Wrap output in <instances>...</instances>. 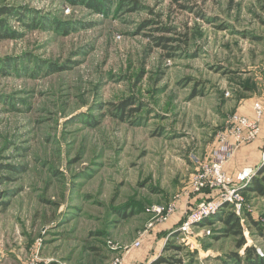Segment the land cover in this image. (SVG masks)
Returning <instances> with one entry per match:
<instances>
[{
	"label": "rangeland",
	"instance_id": "obj_1",
	"mask_svg": "<svg viewBox=\"0 0 264 264\" xmlns=\"http://www.w3.org/2000/svg\"><path fill=\"white\" fill-rule=\"evenodd\" d=\"M254 99L264 109V0H0V264L141 249L137 264H253L247 247L264 264V195L249 184L241 234L223 210L179 229L217 188L165 233L148 226L201 163L225 168L252 142L225 152L223 136Z\"/></svg>",
	"mask_w": 264,
	"mask_h": 264
},
{
	"label": "built area",
	"instance_id": "obj_2",
	"mask_svg": "<svg viewBox=\"0 0 264 264\" xmlns=\"http://www.w3.org/2000/svg\"><path fill=\"white\" fill-rule=\"evenodd\" d=\"M264 115L263 106H255V117L250 118L246 115L234 113L230 117L227 132L223 136L224 149L227 152L234 145H241L253 141L260 132V120ZM228 137H232L234 141L230 143ZM224 153V150H220ZM262 161H264V154ZM255 169L246 167L235 177H232L224 168V158L217 155L212 160L201 163L198 172L194 175L191 188L187 192L188 195H195L204 189H219L217 197L213 200H203L195 209L188 212L185 221L181 223L179 229L187 231L193 224H198L211 218L220 212L225 205L236 212L237 215L243 214L244 197L242 189L249 184ZM152 211L155 213L156 223L167 221L170 216L176 211V204L169 203L168 205H156ZM155 222H151L148 226L154 227ZM138 245L140 242L138 241ZM38 264V263H36ZM108 264H123L120 258L114 259Z\"/></svg>",
	"mask_w": 264,
	"mask_h": 264
},
{
	"label": "crops",
	"instance_id": "obj_3",
	"mask_svg": "<svg viewBox=\"0 0 264 264\" xmlns=\"http://www.w3.org/2000/svg\"><path fill=\"white\" fill-rule=\"evenodd\" d=\"M254 101L255 99L250 101L248 100V102L245 105L240 106L237 111L250 118H254L255 117ZM263 145H264V115L260 120V133L257 136V138L254 139L252 142L243 145L236 150V153L233 155V157L225 164L226 171L232 175H236L238 174L239 171L243 170L246 167L255 169L256 167L254 165H258L260 161V151ZM200 196L203 197V193L202 194L199 193L195 196L193 194L191 196L185 195V199L183 201L178 202L176 211L170 216V218L165 222L156 224L154 228L156 232L165 233L167 229L169 230V228H173L174 226H176V224L180 222L181 216L184 212L185 203L187 201L189 203H195L196 199L199 198ZM146 254L147 252L144 251V249H141L136 253L134 257L126 256L125 259H123V264L140 263L143 261V259H145Z\"/></svg>",
	"mask_w": 264,
	"mask_h": 264
},
{
	"label": "trees",
	"instance_id": "obj_4",
	"mask_svg": "<svg viewBox=\"0 0 264 264\" xmlns=\"http://www.w3.org/2000/svg\"><path fill=\"white\" fill-rule=\"evenodd\" d=\"M264 166L261 167L257 174L254 175L251 180H250V183H249V190L251 191H255V192H258L259 194L261 195H264ZM262 175V176H261ZM223 210V214L221 215L222 219L226 222L227 224V228L229 231H234L236 233H239L241 234L242 233V223H241V217L242 216H239L236 214L235 211H233L230 206L228 205H225L224 208L222 209ZM222 212V211H221ZM246 242H245V239L242 238L240 241H239V246H242L244 245ZM251 249V251H253V255L256 257L255 260H253V264H261V262H259L260 260V257L259 255L256 254L255 252V249L254 248H246L247 251H249ZM160 261H163V257H160L159 261H154L152 262L151 264H158Z\"/></svg>",
	"mask_w": 264,
	"mask_h": 264
}]
</instances>
